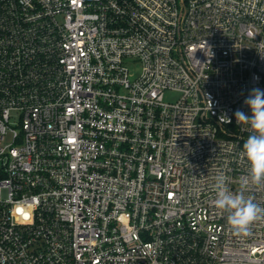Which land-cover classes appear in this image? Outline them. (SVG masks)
Masks as SVG:
<instances>
[{"label":"built area","instance_id":"obj_1","mask_svg":"<svg viewBox=\"0 0 264 264\" xmlns=\"http://www.w3.org/2000/svg\"><path fill=\"white\" fill-rule=\"evenodd\" d=\"M253 88L264 0H0V264H264Z\"/></svg>","mask_w":264,"mask_h":264},{"label":"clouds","instance_id":"obj_2","mask_svg":"<svg viewBox=\"0 0 264 264\" xmlns=\"http://www.w3.org/2000/svg\"><path fill=\"white\" fill-rule=\"evenodd\" d=\"M244 104L251 109V116L237 110L236 122L250 126L252 132L243 143L240 156L250 165L251 182L261 184L264 183V90L253 88ZM247 183V180H243L241 190L234 193L228 188L227 178L219 174L213 185L215 206L228 214L227 222L237 234H248L249 225L264 215V208L256 204L252 197H245L243 188Z\"/></svg>","mask_w":264,"mask_h":264},{"label":"rangeland","instance_id":"obj_3","mask_svg":"<svg viewBox=\"0 0 264 264\" xmlns=\"http://www.w3.org/2000/svg\"><path fill=\"white\" fill-rule=\"evenodd\" d=\"M136 68V67H135ZM167 101H173L179 97L178 93L169 92L165 95Z\"/></svg>","mask_w":264,"mask_h":264}]
</instances>
